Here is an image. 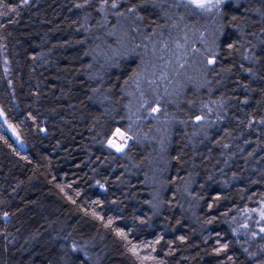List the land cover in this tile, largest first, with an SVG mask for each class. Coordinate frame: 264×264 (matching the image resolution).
<instances>
[{
  "label": "trees",
  "instance_id": "16d2710c",
  "mask_svg": "<svg viewBox=\"0 0 264 264\" xmlns=\"http://www.w3.org/2000/svg\"><path fill=\"white\" fill-rule=\"evenodd\" d=\"M0 264H264V0H0Z\"/></svg>",
  "mask_w": 264,
  "mask_h": 264
},
{
  "label": "water",
  "instance_id": "95a60500",
  "mask_svg": "<svg viewBox=\"0 0 264 264\" xmlns=\"http://www.w3.org/2000/svg\"><path fill=\"white\" fill-rule=\"evenodd\" d=\"M188 1H190V2H192V3H200V2H202V1H204V0H188ZM11 134L17 139V141H18L19 143H21L20 139L17 137V135H15V133H14L13 131H11Z\"/></svg>",
  "mask_w": 264,
  "mask_h": 264
},
{
  "label": "rangeland",
  "instance_id": "374dc122",
  "mask_svg": "<svg viewBox=\"0 0 264 264\" xmlns=\"http://www.w3.org/2000/svg\"><path fill=\"white\" fill-rule=\"evenodd\" d=\"M12 131V130H11ZM116 135L118 136V138L120 139V140H122L123 141V135H122V132L118 129L117 131H116Z\"/></svg>",
  "mask_w": 264,
  "mask_h": 264
}]
</instances>
